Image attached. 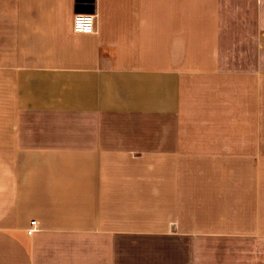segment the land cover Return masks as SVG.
<instances>
[{
    "label": "crops",
    "instance_id": "obj_1",
    "mask_svg": "<svg viewBox=\"0 0 264 264\" xmlns=\"http://www.w3.org/2000/svg\"><path fill=\"white\" fill-rule=\"evenodd\" d=\"M260 136L264 0H0V264H264Z\"/></svg>",
    "mask_w": 264,
    "mask_h": 264
},
{
    "label": "built area",
    "instance_id": "obj_2",
    "mask_svg": "<svg viewBox=\"0 0 264 264\" xmlns=\"http://www.w3.org/2000/svg\"><path fill=\"white\" fill-rule=\"evenodd\" d=\"M77 17H92L91 20V31H88L89 25L87 24L86 20H81L78 21ZM95 28H96V18L95 15L92 13H77L74 16V20H73V30L76 33H85V34H92L95 32ZM38 230V221L37 220H32L30 222V227L27 228V233L29 235H33L36 231Z\"/></svg>",
    "mask_w": 264,
    "mask_h": 264
},
{
    "label": "clouds",
    "instance_id": "obj_3",
    "mask_svg": "<svg viewBox=\"0 0 264 264\" xmlns=\"http://www.w3.org/2000/svg\"><path fill=\"white\" fill-rule=\"evenodd\" d=\"M77 20H78V21L86 20V21H87V24L89 25L88 31H91L90 25H91L92 17H87V18H84V17H77Z\"/></svg>",
    "mask_w": 264,
    "mask_h": 264
},
{
    "label": "water",
    "instance_id": "obj_4",
    "mask_svg": "<svg viewBox=\"0 0 264 264\" xmlns=\"http://www.w3.org/2000/svg\"><path fill=\"white\" fill-rule=\"evenodd\" d=\"M80 7L83 8V9H88V7L86 5H82ZM90 11H92V10H90Z\"/></svg>",
    "mask_w": 264,
    "mask_h": 264
},
{
    "label": "rangeland",
    "instance_id": "obj_5",
    "mask_svg": "<svg viewBox=\"0 0 264 264\" xmlns=\"http://www.w3.org/2000/svg\"><path fill=\"white\" fill-rule=\"evenodd\" d=\"M262 137H264V136H262ZM260 141H264V140H261V136H260Z\"/></svg>",
    "mask_w": 264,
    "mask_h": 264
}]
</instances>
